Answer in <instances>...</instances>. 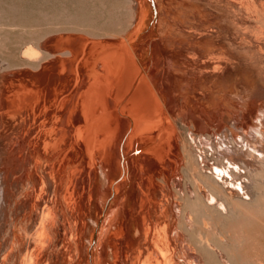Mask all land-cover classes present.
Returning <instances> with one entry per match:
<instances>
[{
  "label": "bare ground",
  "instance_id": "6f19581e",
  "mask_svg": "<svg viewBox=\"0 0 264 264\" xmlns=\"http://www.w3.org/2000/svg\"><path fill=\"white\" fill-rule=\"evenodd\" d=\"M128 1L125 32L56 28L0 71V264L251 263L264 2Z\"/></svg>",
  "mask_w": 264,
  "mask_h": 264
},
{
  "label": "rangeland",
  "instance_id": "374dc122",
  "mask_svg": "<svg viewBox=\"0 0 264 264\" xmlns=\"http://www.w3.org/2000/svg\"><path fill=\"white\" fill-rule=\"evenodd\" d=\"M239 1H235V3L237 2L234 3L235 6L232 5V9H235L233 12L237 13L236 8L239 10V7L242 6L240 5L241 0ZM256 1L257 4L259 0ZM242 2L247 3L246 0ZM248 2L255 4L253 0ZM262 2L264 1L262 0ZM141 3L143 4L144 0ZM259 3L264 5L260 1ZM141 17L143 20L146 19V11H143ZM133 20L134 10L128 0H0V71L25 64L27 58L23 53L24 48L32 46L33 42L37 45L42 44L43 37L50 30L60 28L65 29V32L68 31L67 33H71V28L77 29L80 27L77 29L80 30L84 27V30L91 29L90 31L109 35L116 32H125ZM143 29L144 26L142 25L139 32H142ZM23 58L25 59L24 62ZM254 67L256 70L252 65L248 69L246 82L249 85L264 88V79L260 78L257 67ZM238 71L241 72L240 69ZM4 74L6 72H0V78ZM256 185L257 182H254V187ZM254 189L256 190V187ZM255 192L254 195L251 194L250 198L257 199L259 197V192H257V195ZM153 194L151 195L154 198ZM157 199L160 200V196ZM162 204L168 207L165 202ZM244 218L246 220L243 222L242 227L238 229L237 233L233 234V238L239 242L240 248L241 245H244L239 249L240 257L246 262L247 260L251 261L250 264H264V211L262 213L247 211L244 213ZM28 231L31 230L28 229ZM97 238L98 233L95 244ZM224 241H226L225 238ZM86 243L88 244L87 241ZM150 247L155 248V245L150 244ZM93 251L94 247L91 248V252ZM156 253V250H153L151 257L156 258Z\"/></svg>",
  "mask_w": 264,
  "mask_h": 264
}]
</instances>
